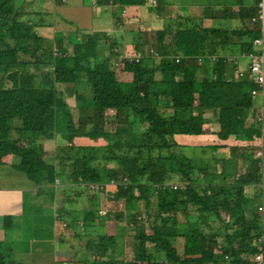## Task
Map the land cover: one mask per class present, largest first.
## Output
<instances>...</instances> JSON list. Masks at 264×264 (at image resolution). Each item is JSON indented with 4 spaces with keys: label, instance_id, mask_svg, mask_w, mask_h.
Segmentation results:
<instances>
[{
    "label": "trees",
    "instance_id": "1",
    "mask_svg": "<svg viewBox=\"0 0 264 264\" xmlns=\"http://www.w3.org/2000/svg\"><path fill=\"white\" fill-rule=\"evenodd\" d=\"M258 2L208 1L199 14L168 17L147 55L122 59L123 70L132 74L123 81L110 34L83 32L69 53L63 43L32 32L15 0H0V69L16 67L7 84L0 83V163L5 155L16 156V168L49 193L58 182L77 184L81 193L80 182H114L112 197L135 209L114 218L119 230L133 234L131 259L115 257L117 231L90 234L95 214L83 211L79 234L91 264H255L258 245L264 254V204L256 201L262 192L249 198L245 191L252 185L263 191L264 157L256 151L262 130L264 138L258 119L264 100L252 96L258 88L253 79L233 72L253 50L259 26L249 19ZM159 6L147 9L158 13ZM206 18L211 25L205 26ZM99 49L107 52L101 59ZM30 64L41 72H31ZM76 87L89 88L92 97L78 95ZM70 89L76 91L74 106L64 96ZM108 106L111 130L104 129ZM89 107L93 124L82 129L87 122L76 113ZM175 134H207L212 143L205 147L218 154L205 159L204 148L200 158L189 157ZM75 137L103 140L76 144ZM59 139L48 159L44 140ZM10 249L0 241V264H27L12 258Z\"/></svg>",
    "mask_w": 264,
    "mask_h": 264
},
{
    "label": "crops",
    "instance_id": "2",
    "mask_svg": "<svg viewBox=\"0 0 264 264\" xmlns=\"http://www.w3.org/2000/svg\"><path fill=\"white\" fill-rule=\"evenodd\" d=\"M43 1L46 4H52L51 10L54 11L55 15L54 23L51 26L41 25L35 28L39 30L38 34L40 36L52 39L50 34L51 29L54 28L52 31L53 36L60 35V32L68 36L64 41L65 44L69 39L81 37L83 32L90 34L104 32L108 34V31L117 30L119 33H124V36L120 40L121 44H116L117 47H114V50L120 51L130 46L135 49L136 56L148 54V51L143 49L147 46L146 42H144V45L136 43V32L138 30L144 36L148 33L154 34L156 30L162 29L163 23L168 17L178 14H199L200 8L208 1L218 2V0H147L146 6H130L134 9H124V7L118 5L99 4L98 0ZM158 2H160L158 13L157 11L156 13H150L147 7L156 5ZM123 19L131 20V22L135 21V30L123 29V22L125 21H122V24L119 25L121 27L116 28V22ZM211 23L212 20L209 18L204 20L205 26H209ZM148 27H150L149 30H147ZM127 38L131 39L132 45L128 44ZM151 50L152 48L149 49V52ZM138 51H141V53ZM118 79L130 81L132 74L129 79ZM201 135L209 136L207 134ZM44 146H48V140H44ZM44 149L46 150V148ZM5 156L1 158L0 167L2 170H0V176L6 177L9 181L13 178H21V175L9 172L18 170L15 166L17 162L4 159ZM23 177L26 179L24 185L15 183L0 185V241H5L10 246L11 257H24L27 264H82V260H80L82 252L88 254L82 245L83 240H80L79 234L80 225L84 221L82 218L83 211L93 210L95 212L97 209L96 213L98 211L100 217L105 215L112 217L110 214H100L99 210L108 213L111 209L114 188L110 186L106 190L92 191V193L87 191L85 195L78 191L81 193L78 197L75 195L76 191L71 192L69 196H74L75 205L70 210H64L58 206L63 195L58 193L57 185H54L57 190H54V196L51 198L49 191H42L24 174ZM68 183L69 186H76L77 188V184L71 185V182ZM245 191L249 198H255L257 195H261L262 192V196L256 198V201L264 204V193L259 186H248ZM88 194H92V197L88 198ZM82 201L84 202L82 203ZM48 203L51 205H48ZM95 218L94 215V220ZM111 221L114 220H105L108 223ZM20 227L27 228L30 235L25 237L21 234L19 232ZM6 230L10 231V236H7ZM12 231L15 236H13ZM113 232L105 231L103 233L113 234ZM126 250L129 249H126L125 246V251L121 254H125L126 259H131L133 256L132 250L129 251L128 256H126ZM118 258H123V256H118Z\"/></svg>",
    "mask_w": 264,
    "mask_h": 264
},
{
    "label": "rangeland",
    "instance_id": "3",
    "mask_svg": "<svg viewBox=\"0 0 264 264\" xmlns=\"http://www.w3.org/2000/svg\"><path fill=\"white\" fill-rule=\"evenodd\" d=\"M89 3V2H88ZM18 7L19 11H22V14L20 15V19L23 23H27L30 25V29L33 31H35L37 33V35H39V30L37 32V30L35 28H38L41 25H52L54 23V11H52V4H46L44 3L43 0H15V8ZM124 9H134L133 7L130 6H125ZM122 21L124 23V27L123 29H131V30H135V21L131 22V20H119V22H116V28H119L122 24ZM216 22V21H215ZM67 25V24H65ZM130 27V28H129ZM150 27H148L147 30H149ZM77 29V28H76ZM74 29V30H76ZM122 29V28H121ZM54 28L51 29V34L52 35V39L53 42L57 41L59 43H63L65 39L68 37L66 35L63 34V32H60V38L53 36V31ZM142 32L139 30L136 32V43H142V45H144V42L147 43V46L145 48H143L145 51L147 50L149 52V49L153 47L154 45V39H153V33H148L147 34V38L145 40V37L143 34H141ZM44 34V33H43ZM108 34L111 35V37H113L114 43L120 45L121 44V38L122 36H124V33H119L117 30H113L111 32L108 31ZM130 35V33H128ZM150 36V37H149ZM127 42L128 44L132 45V41L130 38H127ZM79 40L75 39H69L64 45L65 47H62L63 50H65L66 52L71 53L76 47L75 44L78 42ZM135 43V44H136ZM35 44L32 43V46H34ZM120 55L118 57H115V70L117 72V77L121 78V79H129L131 78V73L126 72L125 70H123V61L122 59H130L136 56V51L134 48L132 47H125L123 48V50L121 49L120 51ZM100 55L97 57L98 59H101L104 55V51L99 50ZM14 59L10 58V62L12 63ZM247 63L246 59H243L242 62H240L241 66L245 67ZM227 67H232L231 64H228ZM16 67L14 66V64H12V68H8V70H4L5 68H1L0 69V83H6V77L9 75L11 77H13V73H10L12 70H14ZM29 70L31 72H41V70L36 67L35 65L30 64L29 65ZM234 68V67H233ZM8 71V72H7ZM234 72V69H233ZM228 74V73H227ZM15 78V77H14ZM7 84V83H6ZM75 90H77V92L79 93L78 95L82 94V93H86L88 96L92 97V93L91 90L89 88H84V89H79V88H74ZM74 89H70L65 93V99L67 101V103L71 106L75 105V96H76V91H74ZM257 100L259 102H261L262 98L258 97ZM92 107L87 108V110H84L85 112L83 113H76V118L79 117V120L81 119V117H84L83 119H85V121L87 122V124L85 126L82 125V129H91V126L93 124V121L91 120V114H92ZM106 114L108 115L107 121L104 124V129H108L111 130L113 129V122H110V117L111 113L113 112V109L111 108V106L106 107ZM82 114V115H81ZM206 119H207V125H205V129L208 130L209 125H210V117L208 115H206ZM81 122H83L81 120ZM103 139H98L96 141L94 140H90L89 138H80V137H75L74 138V142L76 144H82V143H91V144H96V143H101ZM174 140L177 144L182 145V149L184 151V153L189 156V157H193V158H200L202 156L203 153V149L205 148V159L210 158V156H212V154H218V152H213L211 150V148L205 147L209 144L212 143V138L211 136H206V135H187V134H175L174 135ZM58 142H62L61 139H59L58 141L55 140H48V146L44 148H46V157L48 159H52L54 154H55V150ZM52 149V150H51ZM256 151V149H255ZM220 154L223 152L222 150H219ZM225 153H227V151H224ZM264 157V156H263ZM4 159L9 160V161H14V162H18V158L14 155H7L4 157ZM0 170H2V168L0 167ZM20 170H11L9 171L10 173H15V174H19L21 175V178L17 179V178H13L11 181H9L8 179H6V177L0 176V185H9L12 183L15 184H19V185H24V183H26V179L23 177V173ZM23 177V178H22ZM57 188L59 190L58 193H61L63 195V198L61 200V202H59V207L61 209L64 210H70L71 208H73V205H75V201H74V196L70 197L69 195L71 194V192L76 191V197L79 196V193L76 186H69L67 183L65 182H58L57 183ZM110 187V186H108ZM107 187V188H108ZM115 187V186H114ZM112 187V188H114ZM57 188H51V193L50 197L52 198V196H54L53 192L54 190ZM106 188V189H107ZM105 189V190H106ZM82 195H85L86 192H90L92 193V191H89L87 189H81ZM111 193V192H110ZM81 195V193H80ZM88 198L92 197V194H88L87 196ZM87 198V199H88ZM111 198V197H110ZM48 205H51L50 203H48ZM97 210V209H96ZM96 210L94 212L95 214V220L93 221L92 225H91V229L92 233L90 234H96V233H101V232H116L117 231V235H116V248H115V256H123L124 259H126L127 257H125V254H121L123 251H125V246L126 249L128 248L129 250H126V256H128L129 251L132 250V245L133 243H135V239L133 237V234L131 231H128V233H124L123 229L119 230V228H117L114 225H117L116 219V215H120V213H123L124 211H130L131 213L135 212V209L132 208V206H127L125 205V202L122 199H115L112 197V207L111 209L108 211H106V214H110L112 217H107L106 215L103 217H100V215L98 214V211L96 213ZM116 217V219L114 220V218ZM114 220L111 222H105V220ZM122 220V224H125L127 222V220L125 219V217L123 216L121 218ZM102 224H103V228H102ZM142 230L144 232H150L148 228H145L144 226H142ZM19 232L21 234H23L25 237L30 235V231L25 228V227H20L19 228ZM113 232V233H114ZM13 236L14 232L12 231ZM6 234L7 236H10V231L6 230ZM81 245V244H80ZM83 254L80 256V260H82V264H91V257L86 254L85 252H82ZM22 256V255H21ZM13 258V257H12ZM14 259H21L23 262H27L26 259L24 257H20V258H14ZM80 262V263H81ZM225 264H227L228 262H223Z\"/></svg>",
    "mask_w": 264,
    "mask_h": 264
},
{
    "label": "built area",
    "instance_id": "4",
    "mask_svg": "<svg viewBox=\"0 0 264 264\" xmlns=\"http://www.w3.org/2000/svg\"><path fill=\"white\" fill-rule=\"evenodd\" d=\"M250 22L253 25H258V35L253 39L252 45H253V50L250 51L248 54H244L242 57L243 59L247 60L246 66L243 67L241 66L240 62L236 61V66L234 67V72L236 73L238 78H242L244 76H247L251 79H253L256 83L258 88H254L251 90V94L253 97H261L263 101L264 100V0H259L258 2V8L256 11V14H254ZM132 59V58H130ZM258 119L261 121V125H264V114L261 113ZM259 140V145L261 146V149L256 151V155L258 157L263 158L264 153H263V130L261 132V136L257 138ZM57 182V180H56ZM81 188L87 189L89 191H95L99 190L104 186V190L108 186H116V183L110 182V183H105V185L97 184V183H86V182H80L79 183ZM182 185V184H179ZM174 187H176L174 185ZM261 187L263 189L264 193V185L261 184ZM100 214L106 213V211L99 210ZM258 250L256 254H254L253 257H251L254 261L255 264H263L264 258H263V253H262V247L261 245H258Z\"/></svg>",
    "mask_w": 264,
    "mask_h": 264
},
{
    "label": "clouds",
    "instance_id": "5",
    "mask_svg": "<svg viewBox=\"0 0 264 264\" xmlns=\"http://www.w3.org/2000/svg\"><path fill=\"white\" fill-rule=\"evenodd\" d=\"M251 19V18H250ZM250 19H249V22H250ZM250 25H253L251 22H250ZM242 62V61H241Z\"/></svg>",
    "mask_w": 264,
    "mask_h": 264
}]
</instances>
